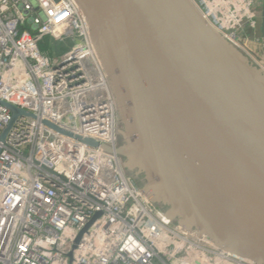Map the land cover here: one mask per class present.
Returning a JSON list of instances; mask_svg holds the SVG:
<instances>
[{
  "label": "built area",
  "instance_id": "2783aa9c",
  "mask_svg": "<svg viewBox=\"0 0 264 264\" xmlns=\"http://www.w3.org/2000/svg\"><path fill=\"white\" fill-rule=\"evenodd\" d=\"M193 1L252 49L244 32L264 24V0ZM45 35L68 49L42 51ZM2 102L35 115H20L4 141ZM118 146L117 101L78 2L0 0V264H260L172 220L126 174Z\"/></svg>",
  "mask_w": 264,
  "mask_h": 264
},
{
  "label": "water",
  "instance_id": "95a60500",
  "mask_svg": "<svg viewBox=\"0 0 264 264\" xmlns=\"http://www.w3.org/2000/svg\"><path fill=\"white\" fill-rule=\"evenodd\" d=\"M76 1L124 124L125 142L115 149L123 167L144 172L142 192L182 227L264 264L263 68L193 0ZM2 103L12 111L4 141L20 115H35Z\"/></svg>",
  "mask_w": 264,
  "mask_h": 264
},
{
  "label": "rangeland",
  "instance_id": "374dc122",
  "mask_svg": "<svg viewBox=\"0 0 264 264\" xmlns=\"http://www.w3.org/2000/svg\"><path fill=\"white\" fill-rule=\"evenodd\" d=\"M51 43H53V42H51ZM251 45H252V43H251ZM236 48L239 52H241L245 56V58L248 60L249 64L252 67H254L256 69L261 67L260 63H262V60L258 57L252 56V54H253L252 49L254 50V48L248 50V52H250V53H248L247 51H245L239 47H236ZM66 49H68V47L59 46V50L55 54L57 56H59ZM260 51L263 52L262 49H260ZM260 55H262V53H260ZM263 75H264V71H263ZM120 131H124V124L122 123V120H121L120 114H119V110H118V140H119V145L123 144L125 142L124 136L121 134ZM125 161H126V158L122 157V162L124 163ZM124 170H125L126 174L129 177H131L141 189L146 185L147 178H146V175L144 174V172H141L138 168H127V169L124 168ZM154 203L167 211L168 207L164 203H162V202H154ZM174 221L176 223H178V219H176Z\"/></svg>",
  "mask_w": 264,
  "mask_h": 264
},
{
  "label": "crops",
  "instance_id": "0c3cea01",
  "mask_svg": "<svg viewBox=\"0 0 264 264\" xmlns=\"http://www.w3.org/2000/svg\"><path fill=\"white\" fill-rule=\"evenodd\" d=\"M244 33L248 37L250 47L254 48L258 53H262L263 56H261L264 58V24L262 19L258 20V27L256 29L247 28ZM257 37L261 39L259 42L256 41ZM260 49H262L263 52H261Z\"/></svg>",
  "mask_w": 264,
  "mask_h": 264
},
{
  "label": "trees",
  "instance_id": "16d2710c",
  "mask_svg": "<svg viewBox=\"0 0 264 264\" xmlns=\"http://www.w3.org/2000/svg\"><path fill=\"white\" fill-rule=\"evenodd\" d=\"M53 42V43H51ZM59 46H63L62 43L56 39L52 35H45L40 41H39V47L42 51H46L51 55L52 57L55 56L56 52L59 50ZM64 47V46H63Z\"/></svg>",
  "mask_w": 264,
  "mask_h": 264
},
{
  "label": "bare ground",
  "instance_id": "6f19581e",
  "mask_svg": "<svg viewBox=\"0 0 264 264\" xmlns=\"http://www.w3.org/2000/svg\"><path fill=\"white\" fill-rule=\"evenodd\" d=\"M147 198H149L147 195H145Z\"/></svg>",
  "mask_w": 264,
  "mask_h": 264
},
{
  "label": "flooded vegetation",
  "instance_id": "af4514ba",
  "mask_svg": "<svg viewBox=\"0 0 264 264\" xmlns=\"http://www.w3.org/2000/svg\"><path fill=\"white\" fill-rule=\"evenodd\" d=\"M122 158V157H121Z\"/></svg>",
  "mask_w": 264,
  "mask_h": 264
}]
</instances>
